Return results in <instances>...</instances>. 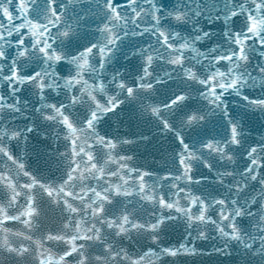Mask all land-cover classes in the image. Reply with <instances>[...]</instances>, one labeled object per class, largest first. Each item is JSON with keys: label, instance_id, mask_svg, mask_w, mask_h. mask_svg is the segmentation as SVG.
<instances>
[{"label": "water", "instance_id": "95a60500", "mask_svg": "<svg viewBox=\"0 0 264 264\" xmlns=\"http://www.w3.org/2000/svg\"><path fill=\"white\" fill-rule=\"evenodd\" d=\"M260 101L264 0H0V264H264Z\"/></svg>", "mask_w": 264, "mask_h": 264}, {"label": "snow or ice", "instance_id": "6c2138e0", "mask_svg": "<svg viewBox=\"0 0 264 264\" xmlns=\"http://www.w3.org/2000/svg\"><path fill=\"white\" fill-rule=\"evenodd\" d=\"M199 38H200V37H197V39H199ZM93 47H94V46H93ZM101 67H103V63H101ZM185 74H186L187 76H189V77L192 76V73H191V72H188L187 70H185ZM144 75L150 77V73L147 72V71L144 72ZM118 77H119V73H117V74H116V77H114V78H118ZM141 79H143V77H141V76H137V80H141ZM155 83L166 84L167 81H165V80H160L159 78H157V80L155 81ZM204 83H207V82L205 81ZM119 86L124 90V92L126 93V95H127L128 97H135V96H136V91H135V88H136V87H144V88H146V89H151V87H152L151 84H147V85H139V84H137V85H134V86H128V85L123 81V79H120ZM179 95L182 96L183 94L180 93ZM109 99H110V101H111V105H112V107H111V109H108V110H113V109H115L116 107H118L119 105H121V104L123 103V101L120 100L118 97H116V98L110 97ZM178 99H179V96H178L177 92L173 90V91L169 92L168 95L165 97V104H164V106H165V107H168L169 105L175 104V103L177 102ZM185 99H186V97H185ZM246 99H247V98H246ZM217 100H219V96L217 97ZM260 104H261L262 106H264V101H260ZM224 110H225V114L227 115V107H226V105H225V109H224ZM151 111H152L153 114H156V113H158L159 109H158V107H152V108H151ZM93 118H95V114H94V113H93ZM187 119H188L189 121H193L194 119H196V117H195L194 115H189V116L187 117ZM200 119L203 120L204 117H203V116H200ZM165 123H167V122H165ZM233 127H235V125H233ZM144 139H147V137H144ZM180 139H181V142L183 143V136H181ZM127 142H128V143H131L132 141H127ZM184 147L187 148L188 145H187V144H184ZM209 167H210V165H209ZM238 214H239V213H238ZM248 214H249V215H252L251 212H249ZM169 219H172V218L170 217ZM164 226H165V225L163 224V222H161V224H160V228H161V230L163 229ZM262 230H264V229H262ZM199 235H200L201 237H204L206 234H205V233H199ZM225 235H226V233H225ZM253 239H254V238H253ZM252 246H253V245H248V247H250V248H251ZM262 247H264V244H262Z\"/></svg>", "mask_w": 264, "mask_h": 264}]
</instances>
